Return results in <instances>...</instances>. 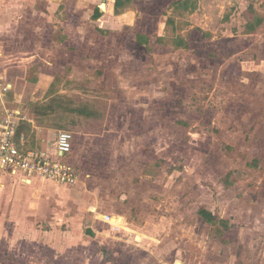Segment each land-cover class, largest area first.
<instances>
[{"label": "rangeland", "instance_id": "obj_1", "mask_svg": "<svg viewBox=\"0 0 264 264\" xmlns=\"http://www.w3.org/2000/svg\"><path fill=\"white\" fill-rule=\"evenodd\" d=\"M180 2L0 0V119L79 174L0 173V264H264V0Z\"/></svg>", "mask_w": 264, "mask_h": 264}, {"label": "built area", "instance_id": "obj_2", "mask_svg": "<svg viewBox=\"0 0 264 264\" xmlns=\"http://www.w3.org/2000/svg\"><path fill=\"white\" fill-rule=\"evenodd\" d=\"M19 122L20 116L15 112L0 119V171L22 182L30 181L31 177H38L61 185H76L79 175L74 166L61 161H52L46 152L21 150L20 144L24 145V137L20 143L16 140ZM55 147L58 157L69 159L74 149L73 135L65 131L59 132ZM104 221L111 224L115 232H119L122 228L110 215H105Z\"/></svg>", "mask_w": 264, "mask_h": 264}, {"label": "trees", "instance_id": "obj_3", "mask_svg": "<svg viewBox=\"0 0 264 264\" xmlns=\"http://www.w3.org/2000/svg\"><path fill=\"white\" fill-rule=\"evenodd\" d=\"M132 3V0H115V4H114V12L116 15H120L122 14V12L124 10H126ZM102 16L101 10L100 8L96 9L95 14L93 16V18L95 20L100 19ZM262 20L260 18H257L256 20L250 22L248 24V28L250 31H255L261 24ZM166 25H169L170 27L172 26L173 29L175 28L176 25V21L174 18H168ZM175 33V32H174ZM176 43L175 45L179 48H188L189 47V42L186 41L183 38L180 37H175ZM137 41L139 44L141 45H149L150 43V39L148 36H144V35H138L137 36ZM31 127L25 123H23L22 121L20 122L17 131H16V140L20 143L22 136L25 138V143L22 146L20 144V148L22 151L26 152L31 150V148H33L32 145V141L29 140V136L31 135ZM33 137V136H32ZM205 217L208 218V221H213L214 220V216L212 214H210L209 212H205Z\"/></svg>", "mask_w": 264, "mask_h": 264}, {"label": "crops", "instance_id": "obj_4", "mask_svg": "<svg viewBox=\"0 0 264 264\" xmlns=\"http://www.w3.org/2000/svg\"><path fill=\"white\" fill-rule=\"evenodd\" d=\"M187 1H189V2H191V1H202V0H182V2H180V5H179V8H182L183 7V5L185 4V2H187ZM230 1H232V0H230ZM236 2H241V1H243V0H235ZM178 10V9H177ZM169 17H167V19H168ZM167 19H166V22H167ZM259 27H261V26H259ZM258 27V28H259ZM257 28V29H258ZM256 29V30H257ZM255 30V31H256ZM255 31H253V32H250V34H252V33H255ZM189 45H190V43H189ZM54 148H55V150L52 152V154H54V155H56V147H55V144H54ZM32 151H40V150H32ZM41 152H44V151H41ZM46 153H48V151H46ZM0 173L1 174H3V175H5V176H8V175H6V174H4V173H2L1 171H0ZM79 175V174H78ZM9 177V176H8ZM9 178H11V177H9ZM11 179H15V178H11ZM36 178L35 177H31L29 180L30 181H27V182H22L21 181V183H24V184H26V183H28V182H30V183H32L34 180H35ZM41 179V178H40ZM15 180H19V179H15ZM45 180V179H44ZM20 181V180H19ZM46 181H49V180H46ZM50 182H53V181H50ZM54 183H56V182H54ZM78 183H79V181H78ZM78 183L76 184V185H78ZM58 184V183H57ZM59 185H61V184H59ZM76 185H74V186H76ZM63 186H69V185H63ZM74 186H69V187H74ZM115 219V218H114ZM123 217L122 218H120L119 219V222L117 223V221L115 220V222H116V224L118 225L119 223H122L123 222ZM101 220L104 222V223H106L105 221H104V216L102 215L101 216ZM107 224H109V223H107ZM111 225V224H110ZM119 226V225H118ZM113 227V226H112ZM122 227V226H121Z\"/></svg>", "mask_w": 264, "mask_h": 264}]
</instances>
